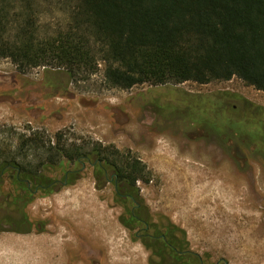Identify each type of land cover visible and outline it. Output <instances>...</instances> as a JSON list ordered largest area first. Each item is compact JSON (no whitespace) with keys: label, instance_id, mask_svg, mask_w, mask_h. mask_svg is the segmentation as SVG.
Returning a JSON list of instances; mask_svg holds the SVG:
<instances>
[{"label":"rangeland","instance_id":"374dc122","mask_svg":"<svg viewBox=\"0 0 264 264\" xmlns=\"http://www.w3.org/2000/svg\"><path fill=\"white\" fill-rule=\"evenodd\" d=\"M42 11L39 21L42 35L53 34L64 27L66 16L57 4L45 5ZM102 69L101 64L98 65L89 76L82 73L70 76L53 67L20 72L10 60L0 58V155L10 157L7 140L12 129L49 128L53 132L68 131L92 139H95L92 133L97 130L110 132L113 146L137 145L142 159L151 166L154 201L161 203L158 207L168 212L173 223L183 227L192 245L213 256L239 254L250 258V243H264V182L259 180L255 166L247 164L241 168V160L249 155L243 140L239 141V162L234 166L229 149L233 148L234 141L228 134L236 130L243 139V133L259 126L256 121L264 123V116L259 117L260 113L250 106L264 109V93L236 78L207 85L187 82L154 87L145 84L119 90L105 83ZM154 90L164 92L157 96L152 93ZM224 93L239 96L249 107L238 116H232L227 103L219 98ZM138 95H143V99L126 103V99ZM189 96L199 98L200 104L193 106L187 102ZM152 100L174 107L156 108ZM118 107L129 112L126 118L115 110ZM172 109L189 113L188 125H180L171 118ZM250 109L255 120L248 113ZM62 113H65L62 121H56L55 117ZM252 171L255 178L251 177ZM80 184L95 195L92 181ZM48 198L39 197L35 202ZM70 200L73 213L81 212L74 199L66 201ZM98 202L104 204L110 216L108 221L100 217L105 221L93 220L90 225L105 235L112 257L118 254L120 259L116 257V260L124 264H147V253L145 262V257L134 247L138 245L130 243L127 234L119 228L115 212L104 201ZM38 208L40 202L32 210L28 207L27 212L34 221L48 220L47 230L56 233L55 237L46 240L34 234H0L2 264H50L51 256L57 257L54 260L60 264L66 249L64 245L75 247L72 233L75 227L68 225L67 220L58 222L50 208ZM21 210L19 206L15 213ZM59 239L67 242L55 246Z\"/></svg>","mask_w":264,"mask_h":264},{"label":"trees","instance_id":"16d2710c","mask_svg":"<svg viewBox=\"0 0 264 264\" xmlns=\"http://www.w3.org/2000/svg\"><path fill=\"white\" fill-rule=\"evenodd\" d=\"M52 3L66 23L42 35V8ZM0 58L20 72L53 67L70 76L101 64L119 90L236 78L264 93V0H0ZM21 202L14 199L17 215Z\"/></svg>","mask_w":264,"mask_h":264},{"label":"flooded vegetation","instance_id":"af4514ba","mask_svg":"<svg viewBox=\"0 0 264 264\" xmlns=\"http://www.w3.org/2000/svg\"><path fill=\"white\" fill-rule=\"evenodd\" d=\"M163 90H154L152 93L159 96ZM219 98L227 103L232 116H238L249 107L242 98L231 93H224ZM136 99H143V95L126 99V103ZM187 100L193 106L200 104L197 97L189 96ZM151 103L156 108L162 106L158 100H152ZM162 107L171 109L174 106L166 103ZM115 110L125 118L129 114L121 107ZM172 111L174 115L171 118L180 125H188L189 113ZM64 114L55 117L56 121H62ZM261 116L263 113H260ZM46 120L44 118L43 122ZM9 135L7 141L10 143L12 159L0 163V234H34L52 240L56 233L47 230L50 222L34 221L27 212L28 207L31 206L32 210L40 202L38 210L50 208L58 222L67 220L68 225L75 227L72 230L75 247L64 245L66 249L60 264H124L116 260V257L120 259L118 254L112 257L105 235L98 232L96 226L90 225L93 220L100 223L105 221V218L100 217H106L108 221L109 212L103 203L98 202L102 200L115 212L116 222L127 234L130 243L138 245L134 247L145 257V262L147 253V264H264V243H250V258L240 257L239 254L231 257L213 256L192 245L183 227L173 223L168 212L158 207L161 203L154 201L151 166L147 160L142 159L137 145L127 148L113 146L110 144V132L100 130L92 133L95 139L68 131L53 132L49 128L31 127L12 129ZM228 135L234 141L233 148H229L234 159L231 162H239V141H245L249 155L241 160L240 166L242 169L247 164L255 166L259 180L264 182V128L243 133V139L236 130H231ZM22 147L24 152L21 151ZM254 156L260 159H249ZM251 173V177L255 178L254 172ZM87 181H92L95 195L80 184ZM78 184L80 187L76 190ZM61 190L64 191L53 196ZM64 196L74 199L73 202L78 203L81 212L74 214L70 202L65 209L72 215L58 217L55 201ZM39 197L50 198L35 202ZM15 198L21 199L23 214L15 213ZM101 229L104 230V227ZM62 241L59 239L55 246L67 242L65 239ZM54 258L57 257L51 256L50 264H59Z\"/></svg>","mask_w":264,"mask_h":264},{"label":"bare ground","instance_id":"6f19581e","mask_svg":"<svg viewBox=\"0 0 264 264\" xmlns=\"http://www.w3.org/2000/svg\"><path fill=\"white\" fill-rule=\"evenodd\" d=\"M168 164V163H167ZM171 165V164H170ZM68 198H66V196H64V197H58V198H56V205H57V207H58V212H57V215H58V217H60V218H63V217H65V216H67V215H69V214H71L70 212H68V210L67 209H65V206L66 205H69L70 204V202L72 201V200H70L69 201V203H66V200H67ZM72 203V202H71ZM75 214V213H74ZM23 240V239H22ZM24 242V241H23ZM29 246V245H28ZM27 246V247H28ZM24 248V247H23ZM14 251V250H13ZM28 252V251H27ZM16 253V252H15ZM2 253H0V255H1ZM26 254V253H25ZM31 254H33V253H31ZM9 256V255H8ZM12 256V255H11ZM21 258V257H20ZM37 259V258H36ZM25 261H26V259H25ZM37 262V261H36ZM0 264H2V258H1V256H0ZM29 264V263H28Z\"/></svg>","mask_w":264,"mask_h":264}]
</instances>
